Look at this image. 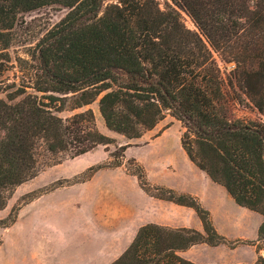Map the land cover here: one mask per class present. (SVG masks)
<instances>
[{
    "label": "trees",
    "instance_id": "1",
    "mask_svg": "<svg viewBox=\"0 0 264 264\" xmlns=\"http://www.w3.org/2000/svg\"><path fill=\"white\" fill-rule=\"evenodd\" d=\"M49 5L68 13L29 60L19 59L30 68L0 98V211L44 159L75 158L115 142L97 127L89 108L97 103L107 129L130 140L167 116L180 121L189 160L238 206L263 216L264 243V123L230 116L213 55L235 63L231 74L264 116V0H171L163 9L157 0H0L2 49L20 14ZM137 177L151 197L193 209L202 231L146 224L111 264H197L181 253L201 244L237 246L218 233L197 197L152 187L143 171ZM20 209L0 226L14 224Z\"/></svg>",
    "mask_w": 264,
    "mask_h": 264
},
{
    "label": "rangeland",
    "instance_id": "2",
    "mask_svg": "<svg viewBox=\"0 0 264 264\" xmlns=\"http://www.w3.org/2000/svg\"><path fill=\"white\" fill-rule=\"evenodd\" d=\"M157 1L162 9L171 3ZM178 10L186 27L198 32L187 13ZM67 13L65 7L49 5L18 16L6 36L9 47L3 50L0 43V98L19 80L21 70L30 68L19 59L29 60L39 40ZM213 55L225 78L230 116L264 123V116L231 74L235 63L226 62L219 53ZM89 108L100 132L115 142L75 158L44 159L38 175L18 187L7 208L0 211L1 221L13 210L23 209L15 226H0V244L4 243L0 264H110L146 224L202 231L193 209L146 193L137 177L140 171L152 187L197 197L210 212L218 233L231 243L238 241L235 248L221 245L214 253L208 245L193 246L187 254L192 261L256 264L258 257L264 256V243L258 242L263 216L238 206L223 187L189 160L181 146L185 129L180 121L167 116L141 138L130 140L107 129L97 103ZM34 195L43 198L31 204Z\"/></svg>",
    "mask_w": 264,
    "mask_h": 264
},
{
    "label": "crops",
    "instance_id": "3",
    "mask_svg": "<svg viewBox=\"0 0 264 264\" xmlns=\"http://www.w3.org/2000/svg\"><path fill=\"white\" fill-rule=\"evenodd\" d=\"M207 176H208V175H207ZM219 186H220V185H219ZM221 187H222V186H221ZM197 196L200 197L201 200H203V198H202V196H201L200 194H197ZM42 198H43V196L38 197V198L35 199L34 202H32L31 204H33V203H35V202L41 200ZM31 204H29V205H31ZM181 207H184V206H181ZM22 210H23V209L20 210V212L18 213V216H19V214H21ZM18 221H19V220H18V217H17L16 222H15L14 225H12V226H15V225L17 224ZM153 224H155V223H153ZM201 224H202V223H201ZM178 228H184V227H178ZM3 244H4V243H1V244H0V253H1V250L3 249ZM201 245H204V244H201ZM195 246H196V245H195ZM195 246H194V247H195ZM197 246H199V245H197ZM209 249L211 250L210 252L214 253V252H217L218 247H210ZM188 250H189V249H188ZM188 250L182 252L181 254H182V256H183L184 258H186V259H188V260H191V258L187 255L188 252H189ZM124 251H125V250H124ZM122 253H123V252H122ZM116 259H117V258H116ZM116 259H115V260H116ZM191 261H192V260H191ZM192 262L197 263V264H227V263L222 262V261H219V260H211V261H205V262H203V261H192ZM111 263H112V262H111ZM111 263H110V264H111ZM28 264H32V262L30 261ZM88 264H91V263H88ZM93 264H95V263H93Z\"/></svg>",
    "mask_w": 264,
    "mask_h": 264
}]
</instances>
